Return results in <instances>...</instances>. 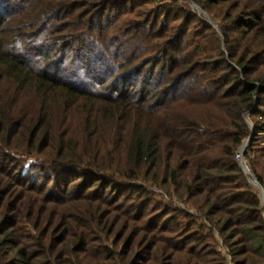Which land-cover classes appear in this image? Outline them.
<instances>
[{"label": "trees", "instance_id": "1", "mask_svg": "<svg viewBox=\"0 0 264 264\" xmlns=\"http://www.w3.org/2000/svg\"><path fill=\"white\" fill-rule=\"evenodd\" d=\"M191 1L0 0V264H264V0Z\"/></svg>", "mask_w": 264, "mask_h": 264}, {"label": "water", "instance_id": "2", "mask_svg": "<svg viewBox=\"0 0 264 264\" xmlns=\"http://www.w3.org/2000/svg\"><path fill=\"white\" fill-rule=\"evenodd\" d=\"M191 1V0H189ZM191 5L193 7H195L196 9H198L199 12H202L201 9L194 3L191 1ZM206 17H208V14L205 13ZM249 124L251 125V127L253 128V125L251 124V122H249ZM250 143V139H248L243 145L242 147L239 149V164L240 167L242 168V170L245 172L246 175L251 174L250 169L248 167V165L245 164V160H244V154L245 151L247 149V147L249 146ZM251 183L260 191V195H261V200L262 203L264 205V189L263 187L260 185V183L257 180H251Z\"/></svg>", "mask_w": 264, "mask_h": 264}, {"label": "rangeland", "instance_id": "3", "mask_svg": "<svg viewBox=\"0 0 264 264\" xmlns=\"http://www.w3.org/2000/svg\"><path fill=\"white\" fill-rule=\"evenodd\" d=\"M182 1V0H181ZM186 1H189V0H186ZM189 2H191V1H189ZM200 13V12H199ZM204 15H205V13H204ZM206 16V15H205ZM209 17V16H208ZM157 192H159V193H161L162 191L161 190H157Z\"/></svg>", "mask_w": 264, "mask_h": 264}, {"label": "built area", "instance_id": "4", "mask_svg": "<svg viewBox=\"0 0 264 264\" xmlns=\"http://www.w3.org/2000/svg\"><path fill=\"white\" fill-rule=\"evenodd\" d=\"M239 157H240V156L238 155V159H239Z\"/></svg>", "mask_w": 264, "mask_h": 264}]
</instances>
